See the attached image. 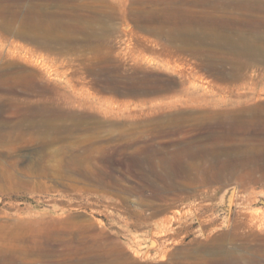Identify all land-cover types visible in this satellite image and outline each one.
I'll list each match as a JSON object with an SVG mask.
<instances>
[{
    "label": "rangeland",
    "instance_id": "obj_1",
    "mask_svg": "<svg viewBox=\"0 0 264 264\" xmlns=\"http://www.w3.org/2000/svg\"><path fill=\"white\" fill-rule=\"evenodd\" d=\"M78 1L0 0V264H264V0L207 12L247 56L169 37L193 0Z\"/></svg>",
    "mask_w": 264,
    "mask_h": 264
},
{
    "label": "bare ground",
    "instance_id": "obj_2",
    "mask_svg": "<svg viewBox=\"0 0 264 264\" xmlns=\"http://www.w3.org/2000/svg\"><path fill=\"white\" fill-rule=\"evenodd\" d=\"M24 1V0H23ZM29 1V0H28ZM43 1V0H42ZM78 1V0H77ZM159 1V0H158ZM163 1V0H162ZM182 1H184V3H185V0H182ZM233 1V0H232ZM243 1V0H242ZM254 1V0H253ZM252 1V2H253ZM259 1V0H258ZM56 2V1H55ZM79 2V1H78ZM89 2H91V1H89ZM189 2V1H188ZM236 2V1H235ZM44 3V2H43ZM163 3V2H162ZM181 3V2H180ZM193 3L195 4V6L196 5H199L202 9H206L207 11L206 12H202V11H200V13H199V15L201 16V17H198V18H196L195 20H189L190 22L189 23H193V24H197L198 25V27H199V29L197 30V29H195L194 28V26L193 25H191V24H186L185 26H176V24L175 25H173V26H170L169 27V31H168V33H169V37L170 38H176V39H180L181 41H183L184 42V44L186 45L185 47H184V50H187V51H189L190 53H193V54H195V55H200L201 53H202V51H203V47H202V44L205 42V41H209V39H211V40H213L215 43H219L220 42V44L221 43H223L225 46H227V49L228 50H230L231 52H237V53H240V55L242 56V54L245 56H247V55H253V53L252 52H254L255 50H256V48H258V46H259V44L257 45V43L256 42H253L251 39H250V35H249V32L247 33L246 31L249 29H247L246 30V28L245 27H241V28H245L244 29V31L245 32H240V33H238V31L237 32H235L236 34H235V36L236 37H234V32L232 33L231 32V34L230 33H222V31H221V29H222V27L223 26H220L219 27V19H217V17L216 16H212L210 13H207L208 12V9L210 10V12L213 10V12L215 11V10H218L219 11V8L220 9H228V8H231L232 6H234L233 4H232V2L231 1H227V0H193ZM239 3V2H238ZM254 3H257V5H258V2H254ZM262 3V2H261ZM52 4V3H51ZM173 4V3H172ZM193 4V5H194ZM64 5V4H63ZM79 5V4H78ZM161 5V4H160ZM189 5H192V4H189ZM240 5V4H239ZM250 3L249 2H242L241 3V6H243L244 8H246V7H250ZM262 5H264V4H262ZM64 6H66V5H64ZM87 6V5H86ZM185 6V5H184ZM237 5H235L234 7H236ZM252 6V5H251ZM255 6V5H254ZM261 6V5H260ZM170 7V6H169ZM238 7V6H237ZM263 7V6H262ZM57 8V7H56ZM74 8V7H73ZM83 8V7H82ZM186 8H188V6H186ZM185 8V9H186ZM190 8V7H189ZM257 8V7H256ZM25 9V8H24ZM29 9V8H28ZM81 9V8H80ZM158 9V8H157ZM184 9V8H183ZM238 9V8H237ZM258 9V8H257ZM263 9V8H262ZM6 10V9H5ZM73 10V9H72ZM89 10V9H88ZM156 10V9H155ZM172 10V9H171ZM175 10V9H174ZM180 10V9H179ZM251 10V9H250ZM81 11V10H80ZM87 11V10H86ZM90 11V10H89ZM88 11V12H89ZM189 11H191V8H190V10H188V12ZM221 11V10H220ZM219 11V12H220ZM229 11V10H228ZM230 11H231V9H230ZM249 11V10H248ZM1 12V11H0ZM79 12V11H78ZM107 12V11H106ZM139 12H141V11H139ZM153 12V11H152ZM163 12H164V10H163ZM175 12V11H174ZM186 12H187V10H186ZM212 12V13H213ZM245 12H247V11H245ZM77 13V12H76ZM146 13V12H145ZM215 13H217V11H215ZM47 14H49V13H47ZM163 14V13H162ZM246 14V13H245ZM253 14V13H252ZM80 15V14H79ZM82 15V14H81ZM114 15V14H113ZM189 16H190V14H188ZM76 16H77V14H76ZM193 16V15H192ZM43 17V16H42ZM47 17H49V16H47ZM148 17V16H147ZM244 17V16H243ZM246 17V16H245ZM150 18V17H149ZM195 18V17H194ZM219 18L221 19V17L219 16ZM244 19V18H243ZM164 20V19H163ZM167 20V19H166ZM178 20V19H177ZM181 20V19H180ZM229 20V19H228ZM159 21V20H158ZM237 21V20H236ZM70 22V21H69ZM71 22H72V20H71ZM70 22V23H71ZM221 22V21H220ZM241 22V21H240ZM243 22V21H242ZM260 22V21H259ZM188 23V22H187ZM246 23V22H245ZM244 23V24H245ZM249 23V22H248ZM247 23V24H248ZM61 24V23H60ZM138 24V23H137ZM143 24V23H142ZM260 24V23H259ZM54 25V24H53ZM252 25V24H251ZM250 25V26H251ZM255 25V24H254ZM6 26V25H5ZM71 26V25H70ZM233 26H235V24L233 25ZM30 27V26H29ZM68 27V26H67ZM153 27V26H152ZM227 27H229L228 25H227ZM226 27V28H227ZM236 27H237V25H236ZM74 28V27H73ZM132 28V27H131ZM130 28V29H131ZM232 28V27H231ZM234 28V27H233ZM228 29V28H227ZM226 29V30H227ZM235 29V28H234ZM232 30V29H231ZM243 30V29H242ZM127 31V30H126ZM225 31V30H224ZM229 31V30H228ZM131 32V31H130ZM163 32V31H162ZM238 33V34H237ZM21 34V33H20ZM43 34V33H42ZM23 35V34H22ZM260 36V35H259ZM131 37V36H130ZM79 38V37H78ZM253 38V37H252ZM255 38H256V36H255ZM2 39V38H1ZM90 39V38H89ZM3 40V39H2ZM1 40V41H2ZM34 40V39H33ZM79 40V39H78ZM86 40V39H85ZM194 40H198L199 41V44H197V45H192V42H194ZM0 41V42H1ZM129 41V40H128ZM155 41V40H154ZM172 41V40H171ZM257 41V40H256ZM261 41V40H260ZM39 42V41H38ZM2 43V42H1ZM14 43H15V41H14ZM21 43V42H20ZM261 43V42H260ZM16 44V43H15ZM183 44V45H184ZM206 44H207V42H206ZM223 44H222V46H223ZM262 44V43H261ZM260 44V45H261ZM19 45V44H18ZM95 45V44H94ZM173 45V44H172ZM213 45V44H212ZM264 45V44H263ZM217 46V45H216ZM224 46V47H225ZM9 47H11V46H9ZM13 47H14V45H13ZM13 47H11L12 49L11 50H13ZM87 47V46H86ZM176 47V46H175ZM174 47V48H175ZM19 48H20V45H19ZM23 48V47H22ZM25 48V47H24ZM98 48V47H97ZM177 48V47H176ZM263 48V47H262ZM3 49V48H2ZM17 49H18V47H17ZM222 49V48H221ZM6 50H7V48H6ZM9 50H10V48H9ZM20 50V49H19ZM26 50V49H25ZM97 50V49H96ZM173 50V49H172ZM205 50V49H204ZM21 51H23V50H21ZM36 51V50H35ZM170 51V50H169ZM211 51V50H210ZM257 51V50H256ZM258 51H260V50H258ZM257 51V52H258ZM7 52V51H6ZM5 52V53H6ZM11 54H12V56H13V53L15 54L16 52H15V50L14 51H9ZM8 52V53H9ZM24 52V51H23ZM28 52H30V51H25L23 54L22 53H20V54H22V55H19V59L21 58V59H24L25 61H33V63H37L38 61L36 60V59H31L30 58V56H31V54L32 53H28ZM227 52V51H226ZM169 53V52H168ZM170 53H171V51H170ZM174 53V52H173ZM221 53V52H220ZM0 54H1V52H0ZM19 54V53H18ZM176 54V53H175ZM234 54V53H233ZM261 54H262V57H263V59H264V52L262 53L261 52ZM4 55V54H3ZM7 55H10V54H7ZM137 55V54H136ZM226 55V54H225ZM256 55V54H255ZM259 55V54H258ZM2 56V54L0 55V57ZM4 56H6V54L4 55ZM167 56V55H166ZM169 56H171V55H169ZM175 56V55H174ZM179 56V55H178ZM217 56V55H216ZM3 57V56H2ZM1 57V58H2ZM15 57V56H14ZM91 57V56H90ZM198 57V56H197ZM258 57V56H257ZM10 58V57H9ZM13 58V57H12ZM178 58V57H177ZM205 58V57H204ZM246 58V57H245ZM249 58V57H248ZM233 59V58H232ZM247 59V58H246ZM260 59H262V58H259V61H260ZM8 60V59H7ZM166 60V59H165ZM170 60V59H169ZM192 60V59H191ZM205 60V59H204ZM207 60V59H206ZM230 60V59H229ZM219 61V60H218ZM225 61V60H224ZM262 61V60H261ZM260 61V62H261ZM13 62V61H12ZM16 62V61H15ZM175 62V61H174ZM182 62V61H181ZM200 62V64H202V65H206V62L205 61H202V60H200L199 61ZM208 62H210V60L208 61ZM207 62V64L209 65V63ZM212 62V61H211ZM41 63V62H40ZM44 63V62H43ZM194 63V62H193ZM215 63V62H214ZM248 63V62H247ZM83 64V63H82ZM112 64V63H111ZM177 64V63H176ZM181 64V63H180ZM189 64V63H188ZM224 64V63H223ZM228 64H229V62H228ZM231 64V63H230ZM37 65V64H36ZM187 65V64H186ZM215 66H216V64H214ZM227 65V64H226ZM23 66V65H22ZM34 66H35V64H34ZM76 66V65H75ZM86 66V65H85ZM178 66V65H177ZM181 66V65H180ZM186 67V66H185ZM205 67H207V66H205ZM210 67H212V66H210ZM217 67V66H216ZM236 67V66H235ZM245 67H247V66H245ZM39 68H41V67H39ZM189 68V67H188ZM207 69V68H206ZM9 70V69H8ZM36 70V69H35ZM192 70V69H191ZM85 71V70H84ZM229 71H231V70H229ZM13 72V71H12ZM119 72V71H118ZM183 72V71H182ZM5 74H7L6 72H4ZM91 73V72H90ZM112 73V72H111ZM2 74V73H1ZM4 74V75H5ZM196 74V73H195ZM238 74V73H237ZM101 75V74H100ZM112 75V74H111ZM121 75V74H120ZM231 75V74H230ZM27 76H29V75H27ZM24 73H23V71L22 70H17L16 71V73L14 74V75H12V76H6V77H8L9 78V80L11 81V80H18V81H21V83H23V81L24 80H26L27 81V79L29 78V77H31L32 78V76L30 75L29 77H27ZM228 76V75H227ZM5 77V78H6ZM99 77V76H98ZM238 77V76H237ZM2 78V77H1ZM119 78V77H118ZM105 79V78H104ZM165 79V78H164ZM240 79V78H239ZM8 80V79H7ZM29 80V79H28ZM4 81H5V79H4ZM14 81V82H15ZM119 81V80H118ZM160 82V81H159ZM7 83V82H6ZM20 83V84H21ZM140 83V82H139ZM13 84V83H12ZM24 84V83H23ZM29 84V83H28ZM44 84V83H43ZM143 84V83H142ZM7 85V84H6ZM11 85V84H10ZM25 85V84H24ZM194 85V84H193ZM259 85V84H258ZM108 86V85H107ZM8 87V86H7ZM46 87V86H45ZM110 87V86H109ZM227 87V86H226ZM263 88V87H262ZM36 92H38L37 90H36ZM40 94V93H39ZM42 94H44V93H42ZM24 95V94H23ZM41 98V97H40ZM42 99V98H41ZM38 101V100H37ZM51 101V100H50ZM40 102V101H39ZM46 102V101H45ZM55 102V101H54ZM27 104V103H26ZM232 104V103H231ZM16 106V105H15ZM32 108V107H31ZM33 110V109H32ZM36 109H34L33 111H35ZM264 110V109H263ZM22 111V110H21ZM25 111V110H24ZM28 111H29V109H28ZM32 111V112H33ZM40 111V110H39ZM27 112H25L24 114H26ZM29 113V112H28ZM28 113H27V116H28ZM37 113H39V112H37ZM32 114H34V116H35V114H36V111L34 112V113H32ZM75 114V113H74ZM22 115V114H21ZM242 115V114H241ZM249 115V114H248ZM24 116V115H23ZM33 116V117H34ZM239 117V116H238ZM24 118H25V116H24ZM220 118V117H219ZM26 121V120H25ZM2 124V123H1ZM37 124V123H36ZM42 124V123H41ZM25 127V126H24ZM51 127V126H50ZM42 128V127H41ZM69 128V127H68ZM46 129V128H45ZM181 130V129H180ZM187 130V129H186ZM4 131V130H3ZM22 133V132H21ZM71 133V132H70ZM180 133H181V131H180ZM55 134V133H54ZM43 138V137H42ZM52 138H54V137H52ZM3 139V138H2ZM51 139V138H50ZM35 140H36V138H35ZM95 153V152H94ZM72 154V153H71ZM154 156H156V155H154ZM79 157V156H78ZM157 157V156H156ZM163 159V158H162ZM168 160V159H167ZM170 161V160H169ZM87 162V161H86ZM210 163V162H209ZM224 163V162H223ZM192 164V163H191ZM87 165V164H86ZM83 166V165H82ZM161 166V165H160ZM183 166V165H182ZM91 167V166H90ZM162 169V168H161ZM154 173V172H153ZM156 174V173H155ZM88 175V174H87ZM188 175V174H187ZM182 179V178H181ZM170 181V180H169ZM180 183V182H179ZM194 197V196H193ZM166 198V197H165ZM166 200V199H165ZM175 204V203H174ZM175 207V206H174ZM179 208V207H178ZM181 209V208H180ZM185 211V210H184ZM180 213H181V211H179L177 208H172L171 210H169L168 211V213L165 215V217H164V219H162L163 220V223L165 224L164 226H166V227H170L171 225H173L174 223H175V221H179L180 220ZM162 223V224H163ZM163 231V229H161L160 230V232H162ZM156 242H157V239H154L153 240V243L154 244H156ZM3 248V247H2ZM5 249H6V246H5ZM2 250V249H1ZM39 251V250H38ZM215 251V250H214ZM216 251H219L220 252V254H221V258L219 259V260H221V261H223V262H225V263H234V262H236V256L235 255H232V254H230L229 252H226V251H222V250H220V248H216ZM1 252V251H0ZM9 252V251H8ZM31 252L32 251H30V252H28V253H30L31 254ZM24 253V252H23ZM6 254H8V253H6ZM10 254V253H9ZM14 254V253H13ZM4 255V254H3ZM136 255H137V253H136ZM217 255V254H216ZM16 256V255H15ZM15 256H13V257H15ZM27 256V255H26ZM31 257H33V256H31ZM42 257V256H41ZM7 259H8V257H6ZM10 258V257H9ZM16 258H17V256H16ZM27 258V257H26ZM29 258H30V256H29ZM15 259V258H14ZM14 259H9V262H4L5 264H9L10 263V260H14ZM22 259V258H21ZM178 259V258H177ZM181 259V258H180ZM16 260V259H15ZM14 260V261H15ZM6 261V260H5ZM17 261V260H16ZM41 262H42V260H40ZM13 262V261H12ZM11 262V263H12ZM38 262V261H37ZM176 262H178V261H176ZM216 262H217V260H216ZM220 262V261H219ZM1 263V262H0ZM3 263V262H2ZM3 263V264H4ZM10 263V264H11ZM21 263V262H20ZM19 262H18V264H20ZM24 263V262H23ZM39 263V262H38ZM197 263V262H196ZM13 264H16V263H14L13 262ZM26 264V263H25ZM36 264V263H35ZM42 264H44L43 262H42ZM55 264V263H54ZM57 264V263H56Z\"/></svg>",
    "mask_w": 264,
    "mask_h": 264
}]
</instances>
